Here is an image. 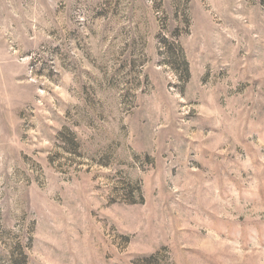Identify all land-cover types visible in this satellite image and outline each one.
Segmentation results:
<instances>
[{
	"label": "rangeland",
	"instance_id": "1",
	"mask_svg": "<svg viewBox=\"0 0 264 264\" xmlns=\"http://www.w3.org/2000/svg\"><path fill=\"white\" fill-rule=\"evenodd\" d=\"M0 264H264V0H0Z\"/></svg>",
	"mask_w": 264,
	"mask_h": 264
}]
</instances>
